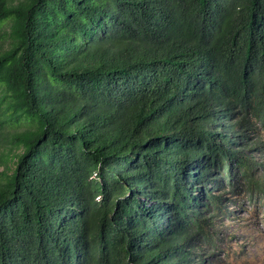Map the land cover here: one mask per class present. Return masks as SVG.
Masks as SVG:
<instances>
[{
	"label": "trees",
	"instance_id": "1",
	"mask_svg": "<svg viewBox=\"0 0 264 264\" xmlns=\"http://www.w3.org/2000/svg\"><path fill=\"white\" fill-rule=\"evenodd\" d=\"M258 123L264 0H0V264H204Z\"/></svg>",
	"mask_w": 264,
	"mask_h": 264
},
{
	"label": "rangeland",
	"instance_id": "2",
	"mask_svg": "<svg viewBox=\"0 0 264 264\" xmlns=\"http://www.w3.org/2000/svg\"><path fill=\"white\" fill-rule=\"evenodd\" d=\"M255 128L234 127L232 132L238 135L234 138L236 148L254 168L248 171V176L238 177L233 191L227 185L224 190L211 188L214 194H223L222 210L213 226L218 237L213 243L194 241L190 248L206 258L204 264H264V126L258 123ZM215 176L223 179L225 170L214 169L211 177ZM250 179L256 182L254 189Z\"/></svg>",
	"mask_w": 264,
	"mask_h": 264
}]
</instances>
